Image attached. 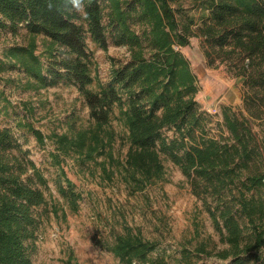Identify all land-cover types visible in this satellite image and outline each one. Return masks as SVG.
Returning <instances> with one entry per match:
<instances>
[{"label": "trees", "instance_id": "16d2710c", "mask_svg": "<svg viewBox=\"0 0 264 264\" xmlns=\"http://www.w3.org/2000/svg\"><path fill=\"white\" fill-rule=\"evenodd\" d=\"M85 3L77 13L65 0H0V38L26 30L25 43L2 46L0 82H15L4 74L16 69V81L25 90L74 85L90 122L86 127L69 122L54 132L53 158L84 164L108 154L116 117L125 128L127 149L119 166L129 185L142 189L162 177L167 158L201 201L219 246L200 239L197 228L196 256H215L216 264H264V0ZM193 37L199 38L208 65L225 64L243 80V110L222 105L218 132L211 131L212 115L196 99L197 77L181 51ZM109 43L126 46L127 55L112 58L109 79L92 88L89 44L106 50ZM25 109L34 107L25 104ZM13 110L0 90V115ZM257 120L263 125L259 129ZM16 126L43 141L31 123L18 119ZM112 153L108 157L114 161ZM55 183L75 210L80 194L63 170ZM46 187L11 128L0 127V264H33L43 221L36 208L47 202ZM156 248V242L129 227L110 247L119 264H170L165 256L152 257ZM181 260L188 263L192 257L185 250Z\"/></svg>", "mask_w": 264, "mask_h": 264}, {"label": "rangeland", "instance_id": "374dc122", "mask_svg": "<svg viewBox=\"0 0 264 264\" xmlns=\"http://www.w3.org/2000/svg\"><path fill=\"white\" fill-rule=\"evenodd\" d=\"M14 42H26L24 28H20L16 36L1 35L0 58L2 46ZM89 47L94 58V79L90 86L95 88L109 79L112 58H122L127 51L126 46L113 43H109L106 50L93 44ZM41 49L40 45L37 52ZM181 51L197 77L196 99L200 107L212 115L211 131L218 132L222 105L243 110V80L229 72L225 64L208 65L199 38H191ZM4 75L15 79V82H0V90L14 110L10 115H0V127L11 128L47 183L44 189L47 202L36 208L43 221L37 233L33 264H119L110 247L115 235L123 232L124 227L156 242L158 248L152 257L165 256L170 264L218 263L215 256L194 254L197 228L201 231L200 239L210 241V246L213 243L219 246V236L178 166L164 158L162 177L142 189L129 185L119 166L127 149L125 128L116 117L111 121L116 138L111 142L108 154L97 155L84 164L72 157L60 158L57 154L53 158L50 152L54 148V132L65 130L69 122L75 127H86L90 122L88 108L79 90L72 84L62 83L41 88L38 92L25 90L16 81V69ZM25 104L34 109H25ZM18 119L38 129L43 141L17 127ZM260 123V120L256 121V128L263 126ZM110 153L114 161L109 159ZM58 170H63L80 194L75 210L64 203L56 189ZM31 171L29 168L28 173ZM185 250L192 257L188 263L181 260Z\"/></svg>", "mask_w": 264, "mask_h": 264}, {"label": "clouds", "instance_id": "9594fccd", "mask_svg": "<svg viewBox=\"0 0 264 264\" xmlns=\"http://www.w3.org/2000/svg\"><path fill=\"white\" fill-rule=\"evenodd\" d=\"M66 6L69 7L72 11L81 13L85 10L86 3L85 0H65ZM49 8L51 9L52 4L49 3Z\"/></svg>", "mask_w": 264, "mask_h": 264}]
</instances>
